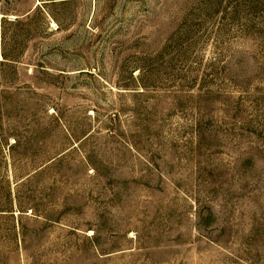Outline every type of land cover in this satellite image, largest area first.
I'll return each instance as SVG.
<instances>
[{"label":"rangeland","instance_id":"1","mask_svg":"<svg viewBox=\"0 0 264 264\" xmlns=\"http://www.w3.org/2000/svg\"><path fill=\"white\" fill-rule=\"evenodd\" d=\"M0 264H264V0H0Z\"/></svg>","mask_w":264,"mask_h":264}]
</instances>
